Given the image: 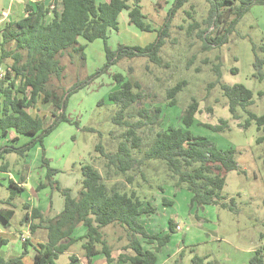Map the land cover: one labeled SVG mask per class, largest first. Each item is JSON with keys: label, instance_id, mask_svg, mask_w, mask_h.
<instances>
[{"label": "rangeland", "instance_id": "rangeland-1", "mask_svg": "<svg viewBox=\"0 0 264 264\" xmlns=\"http://www.w3.org/2000/svg\"><path fill=\"white\" fill-rule=\"evenodd\" d=\"M14 2L0 0V10H9ZM172 2L142 0L143 12L147 17L145 21L153 30L158 31L164 26ZM58 9L62 10L61 4ZM208 10L206 0H191L173 17L169 36L165 38L160 53L159 65L138 57L122 60L105 70L107 58L103 40L88 44L84 61L81 54L66 52L61 57L66 67L64 78H54L52 85L61 95L63 92L70 94L77 84L76 92L70 94L66 107V115L71 122H61L45 138L43 146H31L24 154H8L5 159L10 165V172L16 177L20 178L24 169H28L33 175L29 181L31 186L45 184L37 195L43 201H48L47 204L53 200L56 210L61 212L64 200L56 184L49 180L71 189L74 197L78 196L83 179L82 166L93 165L106 178L105 160L96 147L102 144L107 152H114L122 141L125 129L113 122L117 106L109 99L110 94L119 89L115 74L124 75L126 80L136 85L134 92L142 95L133 112L141 107H162L164 129L181 127L183 112L193 99L197 100L199 113L196 115L197 122L190 128L191 132L209 139L218 149L234 148L237 151L239 169L227 174L224 188L227 207L191 209V193L185 186L178 190L174 188V182L161 162H148L139 166L129 173L131 182L125 177H110L108 182L109 185L120 184L128 191L135 190L141 200L156 208L155 213L141 217L149 233L166 234L170 219L177 227H181V230L176 228L171 243L158 253L157 264H193L194 256H208L205 263L250 264L255 252L264 249V140L260 141V138H264V126L259 130L255 120L250 118V113L264 115V64L256 62L257 58L264 61V6H252L228 36L229 41L210 50L205 49L201 34L202 30H208L203 37H211L217 30L208 29L205 24ZM17 12L22 16V6ZM187 12L192 13V18L188 17ZM232 18L231 13H226L223 27ZM128 22V13L123 11L119 32H111L108 41L112 50L119 44L144 46L156 40V32H141L128 25ZM80 41L85 44L82 38ZM218 63H221L222 72L220 84L210 89V83L219 79L213 70ZM181 81L187 84L177 96V106L169 108L167 92ZM236 84L244 85L254 95L253 104L247 110H239L238 119L233 118L222 90V85ZM52 110V105L43 103L41 97L37 110L30 109L29 112L40 116L45 127H48L53 122ZM221 120L228 121L229 128L221 132L214 131L212 127L220 125ZM248 122L250 125H247ZM157 131V128L153 131L147 128L142 132L145 146L151 143ZM30 141V137L21 136L17 147H25ZM50 168L57 173L47 179ZM8 186V175L3 174L0 179V210L5 208L15 211L8 227L2 225L0 218V237L8 241L7 245L0 248V253L7 260L24 250L22 235L30 238L32 244L35 242L24 222L27 212L24 205L32 206L33 203L22 193H17L16 198L10 200L11 190ZM162 197L173 200V205L164 207ZM231 199L235 200L234 205ZM45 214L53 216L52 209L49 208ZM42 231L38 230L37 238L44 234ZM103 232L114 257H118L129 243L128 233L120 226H107ZM140 241L146 249H155V245L148 244L144 238L140 237ZM129 253L132 251L129 250ZM72 255L81 259L79 264H87L81 243L62 253L57 263L70 264Z\"/></svg>", "mask_w": 264, "mask_h": 264}, {"label": "trees", "instance_id": "trees-1", "mask_svg": "<svg viewBox=\"0 0 264 264\" xmlns=\"http://www.w3.org/2000/svg\"><path fill=\"white\" fill-rule=\"evenodd\" d=\"M206 1L209 10L205 24L208 29H217L211 37H203L208 30H202L206 50L226 44L229 41L228 36L252 6H264V0ZM190 2L191 0H173L166 23L155 31L145 21L147 17L143 12L142 0H52L51 3L46 0H30L25 6V15L18 21L7 22L0 31V139L7 140L5 145H0V172H8L6 155L24 154L31 146L37 144L43 146L45 138L61 122H71L66 115V107L70 94L76 92L77 84L70 94L63 92L61 95L52 85L54 78H64L66 67L62 64L61 57L66 52L81 54L84 61L88 44L103 40L107 58L105 70L122 60L138 57L159 65L165 38L169 36L170 22ZM60 4L61 11L58 9ZM123 11L128 12L130 25L141 32H156V40L145 46L119 44L112 50L108 41L112 31L119 32ZM228 12L233 18L223 27V20ZM187 15L192 18V13L187 12ZM80 38L85 44L81 43ZM254 50L257 48L254 47ZM256 62L259 65L264 64V61L258 58ZM213 70L219 79L210 83V89L220 84L221 63L215 65ZM114 79L119 89L109 96L110 101L117 106L113 122L125 130L122 141L114 152H107L102 144L96 147L105 160L106 178L95 166H82V186L76 197L71 189L49 180L50 183L56 184V189L64 199L63 210L50 218L38 208L24 205L27 211L24 222L30 226L31 235L43 230L45 242L34 246L28 238L23 243L24 252L21 256L7 260L0 253V264H26L23 258L29 247L34 250L33 264H58L60 255L78 243H81L89 264H92L93 256L100 254L105 256L106 264H157L158 253L171 243L173 235L177 232V225L170 219L166 234L149 233L140 218L155 213L156 208L141 200L135 190L128 191L120 184L108 183L110 177H125L131 182L132 176L129 173L148 162L163 163L176 190L184 186L187 188L191 193V209L206 206L227 207L224 202V188L227 174L239 169L237 151L234 148L218 149L209 139L195 136L191 132L190 128L197 122L199 102L193 99L183 112L181 127L171 126L164 129L162 107H141L133 112L141 100V93L134 92L136 85L126 80L124 75L115 74ZM186 84V81H181L168 90L169 108L177 106V96ZM222 90L234 119H238L239 110H247L253 104V92L244 85H222ZM41 97L43 103L53 107V122L48 127H45L40 116L29 112L30 109L37 110ZM250 118L255 120L259 130L264 126V115L256 116L250 113ZM220 122V125L212 127L214 131L221 132L229 128L228 121ZM147 128L149 131L157 128L158 131L151 143L145 146L142 132ZM11 133H15V136L11 137ZM21 136L31 138L25 147H17ZM262 140L264 138H260V141ZM56 173V170L50 168L47 179ZM110 173L113 175L110 176ZM8 187L11 190L10 200H14L17 193L24 191L13 180H9ZM44 187L45 184H40L37 189L39 191ZM160 189L164 192L163 188ZM162 203L165 207L173 205V201L166 197L162 198ZM231 203L234 205L235 200L231 199ZM14 215L13 209H7L6 215L0 211V217L8 225ZM107 226H120L128 233L129 243L118 258L113 256V250L103 232ZM140 237L148 244L155 245V249H146ZM4 244L5 240L0 239V248ZM129 250L133 251V255L127 253ZM207 258L208 256H194L193 264H217L214 261L205 263ZM79 262L80 258L77 256L70 257V264ZM250 264H264V249L255 252Z\"/></svg>", "mask_w": 264, "mask_h": 264}, {"label": "crops", "instance_id": "crops-1", "mask_svg": "<svg viewBox=\"0 0 264 264\" xmlns=\"http://www.w3.org/2000/svg\"><path fill=\"white\" fill-rule=\"evenodd\" d=\"M30 0H26V2H21V0H15L14 2V5L9 9V10H0V31L4 28L5 24L7 22H10V21H18L20 20L24 15H25V6L26 4L29 2ZM48 3L52 2V0H46ZM101 1H106L108 2V0H101ZM23 4V5H22ZM16 5V6H15ZM22 6V16L21 15H18V12L17 10H19V8H21ZM16 7V8H15ZM16 10V12H15ZM61 11V9H59ZM128 13V12H127ZM128 25H130V23L128 22ZM132 26V25H130ZM112 32H116V31H112ZM118 33V32H117ZM144 33H147V32H144ZM1 35V34H0ZM151 43V42H150ZM149 44V43H148ZM147 45V44H146ZM145 46V45H144ZM31 113V112H30ZM11 137H14L15 136V133H11L10 135ZM20 141V140H19ZM7 143V140H2L0 139V145H5ZM6 159V158H5ZM2 164V161H0V165ZM10 167V165H9ZM3 174H6L8 175V178L9 180H13L15 183L18 184V186L22 187L24 189V191L22 192V195L24 196H27V200H29L31 203L32 206H30L31 208H38L39 210H41L44 214L45 212L48 210L49 211V208L52 209V215L53 216H50V218H53L55 215H57L59 212V210H56L55 206H54V202L53 200L49 201L50 204H47L48 201H43L42 198L39 197V194L37 195V192H38V186H31L30 184V179L33 177L32 175V172L28 169H24V171L22 172V175L20 176V178L16 177L15 175L12 174V172H10V168L8 169V172H0V179L2 177ZM82 181V180H81ZM81 186H82V182H81ZM80 186V188H81ZM36 188V189H35ZM72 193L74 194V192L72 191ZM37 195V196H36ZM63 198V197H62ZM163 198V197H162ZM53 199V198H52ZM168 199V198H167ZM64 200V199H63ZM170 200V199H169ZM173 201V200H172ZM29 203V202H28ZM51 206V207H50ZM165 207V206H164ZM64 208V207H63ZM6 210L5 208H1L0 211H2V213L4 215H6ZM46 215V214H45ZM1 218V217H0ZM141 219V218H140ZM2 220V225L4 227H8L9 225L1 218ZM180 227V226H179ZM28 228H30V226L28 225ZM180 230H181V227H180ZM43 232V231H42ZM2 233V231H0V234ZM45 234V233H44ZM43 233L41 234V237L40 238H37L36 237V234L35 235H32L33 239L35 242H33L34 246H36L37 244L39 243H44L45 242V235ZM0 239H3L0 237ZM5 240V239H3ZM8 244V241L5 240V245ZM72 248V247H71ZM165 248V247H164ZM163 250V249H162ZM131 251V250H130ZM24 250L21 251L17 256L15 257H19L23 254ZM122 252V251H121ZM123 253V252H122ZM128 254H131L133 255V251L132 253H129V251L127 252ZM121 253H119L120 255ZM118 255V256H119ZM114 256V255H113ZM115 258H118V257H115ZM34 259V250L32 247H29V250L27 251L26 255L24 256L23 258V261L26 263V264H33V260ZM81 260V259H80ZM92 260V264H106V258L103 254H100V255H96V256H93L91 258ZM87 264L88 263V260H87Z\"/></svg>", "mask_w": 264, "mask_h": 264}, {"label": "built area", "instance_id": "built-area-1", "mask_svg": "<svg viewBox=\"0 0 264 264\" xmlns=\"http://www.w3.org/2000/svg\"><path fill=\"white\" fill-rule=\"evenodd\" d=\"M52 8H53V7H52ZM1 77H2V74H0V78H1ZM177 229L180 230V227L178 226ZM27 239H28V238H27L26 236L22 235V239H21V240H22L23 243H24Z\"/></svg>", "mask_w": 264, "mask_h": 264}]
</instances>
